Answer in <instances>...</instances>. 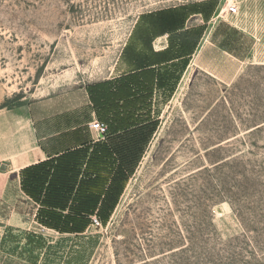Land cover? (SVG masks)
Wrapping results in <instances>:
<instances>
[{
    "label": "rangeland",
    "instance_id": "obj_1",
    "mask_svg": "<svg viewBox=\"0 0 264 264\" xmlns=\"http://www.w3.org/2000/svg\"><path fill=\"white\" fill-rule=\"evenodd\" d=\"M161 14L221 24L240 75L224 85L196 73L114 175L0 159V264H264V0H0V119L107 78L153 42L145 25L176 26L149 22ZM216 40L209 54L223 59Z\"/></svg>",
    "mask_w": 264,
    "mask_h": 264
},
{
    "label": "crops",
    "instance_id": "obj_2",
    "mask_svg": "<svg viewBox=\"0 0 264 264\" xmlns=\"http://www.w3.org/2000/svg\"><path fill=\"white\" fill-rule=\"evenodd\" d=\"M148 20L172 21L176 26L157 33L152 31L154 25H145V32L156 33L153 42L142 54L141 46L130 47L127 62L122 58L115 63L107 78L8 110L0 119V159L20 172L51 164L81 166V175H99L98 166L108 165L115 167L114 175L118 167L137 163L138 130L150 125L152 135L157 133L163 112L196 73L201 71L224 85L240 75L244 57L234 53L233 40L216 36L221 24L212 27L197 18L185 26L170 14L152 15ZM202 25H206L203 32L200 29L203 36L192 39L190 35ZM140 36L132 38L135 44H141ZM216 39L223 40V59L209 54ZM93 120L110 125L104 139L90 128ZM97 182L105 187V181Z\"/></svg>",
    "mask_w": 264,
    "mask_h": 264
},
{
    "label": "built area",
    "instance_id": "obj_3",
    "mask_svg": "<svg viewBox=\"0 0 264 264\" xmlns=\"http://www.w3.org/2000/svg\"><path fill=\"white\" fill-rule=\"evenodd\" d=\"M227 11H228V13L235 15V14H238L240 12V7L238 6L237 3H231V4H229ZM89 126L95 132L98 139H104L105 135L109 131V126L107 124L99 121V120H93L89 124ZM93 223H94V225H101V222L99 221V219L97 217L93 218Z\"/></svg>",
    "mask_w": 264,
    "mask_h": 264
},
{
    "label": "trees",
    "instance_id": "obj_4",
    "mask_svg": "<svg viewBox=\"0 0 264 264\" xmlns=\"http://www.w3.org/2000/svg\"><path fill=\"white\" fill-rule=\"evenodd\" d=\"M122 122H123V120H122ZM106 124V123H105ZM108 125V124H107ZM109 126V131H108V133L105 135V137L107 136V135H109V133H110V131H111V127H110V125H108ZM156 128V127H155ZM51 165V164H50ZM39 166H41V165H38V166H34V167H30V168H28V169H30V170H32V169H35V168H37V167H39ZM120 167H124V166H120ZM27 169V170H28ZM117 171H118V169H117ZM120 171V170H119ZM122 174L124 173L123 172V170L121 169V171H120ZM119 173V172H118ZM107 196H110V194H108Z\"/></svg>",
    "mask_w": 264,
    "mask_h": 264
},
{
    "label": "bare ground",
    "instance_id": "obj_5",
    "mask_svg": "<svg viewBox=\"0 0 264 264\" xmlns=\"http://www.w3.org/2000/svg\"><path fill=\"white\" fill-rule=\"evenodd\" d=\"M226 7H229V5H225L223 8L225 9ZM189 76H190V72H188V74H187L185 80H187V79L189 78ZM178 95H179V93H178ZM178 95H177V96H178ZM175 99H177V97H176ZM18 122H19V121H18ZM14 135H15V134H14ZM14 135H13V136H14Z\"/></svg>",
    "mask_w": 264,
    "mask_h": 264
}]
</instances>
